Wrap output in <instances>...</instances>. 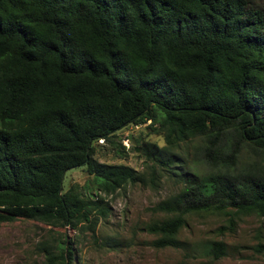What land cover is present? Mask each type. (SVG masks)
Here are the masks:
<instances>
[{
  "label": "trees",
  "instance_id": "1",
  "mask_svg": "<svg viewBox=\"0 0 264 264\" xmlns=\"http://www.w3.org/2000/svg\"><path fill=\"white\" fill-rule=\"evenodd\" d=\"M143 125L164 143H141L149 183L182 184L145 225L154 248H179L189 215L223 216L231 233L264 218V12L247 0H0V224L75 231L105 218L101 195L146 177L97 163L94 145ZM78 168L96 195L64 188ZM74 243L42 241V264H74ZM206 250L226 255L222 241Z\"/></svg>",
  "mask_w": 264,
  "mask_h": 264
},
{
  "label": "rangeland",
  "instance_id": "2",
  "mask_svg": "<svg viewBox=\"0 0 264 264\" xmlns=\"http://www.w3.org/2000/svg\"><path fill=\"white\" fill-rule=\"evenodd\" d=\"M247 1L264 12V0ZM146 125L123 129L111 143L99 141L94 145L93 156L99 164L125 166L145 175V185H129L111 196L100 194L108 215L80 225L75 231L68 227L48 228L32 221L0 224V264H42L40 243L63 236L75 242L74 264H264V248L258 249V245L264 247V218L242 217L231 233L223 216L189 215L177 236L179 248L153 247L156 237L144 230L145 225L162 217L153 208L178 192L182 184L164 176L154 186L149 183V167L153 163L141 155V143L158 147L164 143L161 136L150 134ZM191 159L198 163L196 158ZM196 168L200 172L205 170L198 165ZM82 169L66 173L64 188L78 185L96 195L95 186ZM182 172L193 173L191 164L186 162ZM217 241L225 243L226 255L214 260L206 247Z\"/></svg>",
  "mask_w": 264,
  "mask_h": 264
}]
</instances>
